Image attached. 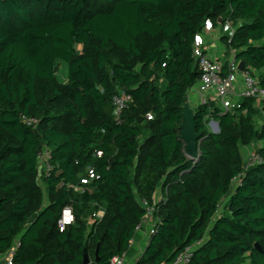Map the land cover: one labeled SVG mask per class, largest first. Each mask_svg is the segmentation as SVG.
<instances>
[{"label": "trees", "instance_id": "trees-1", "mask_svg": "<svg viewBox=\"0 0 264 264\" xmlns=\"http://www.w3.org/2000/svg\"><path fill=\"white\" fill-rule=\"evenodd\" d=\"M207 19L234 22L221 37L227 53L264 87V0H0V255L19 240L13 264H84L85 249L91 263L111 264L145 217L140 199L153 203L161 187L155 232L134 264H171L193 245L192 264H264L258 99L225 113L200 104L194 159L180 136L201 77L194 37ZM119 89L133 100L118 121ZM256 141L261 161L247 166L241 147ZM89 167L99 178L83 184ZM67 209L74 218L62 224Z\"/></svg>", "mask_w": 264, "mask_h": 264}, {"label": "built area", "instance_id": "built-area-1", "mask_svg": "<svg viewBox=\"0 0 264 264\" xmlns=\"http://www.w3.org/2000/svg\"><path fill=\"white\" fill-rule=\"evenodd\" d=\"M225 30L228 31L229 35L235 32V24L231 20H228L224 25ZM215 26L211 19L205 21L204 28L201 32L197 33L194 37L193 43V56L196 59L201 77L196 88L201 94L200 104L209 103V93L214 92L218 97L220 104L219 107L223 113L229 112L234 108L241 107V101L235 100L237 97H247L261 99L264 101V87L260 84L258 76L253 73V71L246 70L240 72L238 70V61L236 60L235 52L232 51L229 63V72L223 74V64L218 59L212 58L207 52L206 48L209 46V36L214 31ZM242 74V87L240 90L236 86V75ZM133 98L130 94L126 93L124 90L119 89L113 96V106L115 118L119 121L121 114L132 102ZM148 119H152L153 115L151 113L147 114ZM28 125H36L37 120L35 118L23 117ZM216 120L211 119L208 122V127L211 131H216ZM103 152L99 151L98 155L102 156ZM50 152L45 147L39 154V168L42 172H47L50 168L49 164ZM261 161V157L257 152L251 153L247 159V166L253 163ZM99 178V175L94 171L93 168L89 167L87 169V174L81 179L83 184L89 183L91 180ZM82 189V188H79ZM153 203H150L146 199H140V203L146 209L145 217L141 224L137 227V230L141 229L143 224L153 217L156 203L159 201L156 199L155 194L153 195ZM69 212L71 215V220H66L65 215L62 220V224L69 223L73 220L74 216L70 209L65 210L64 213ZM104 215V210L101 209L93 214L95 218H101ZM155 232V225L150 229L148 237ZM201 243H198L199 245ZM20 245L19 240L4 254L0 255V264H13L16 251ZM195 245L187 246L171 264H192ZM111 264H131L125 256H115L111 260Z\"/></svg>", "mask_w": 264, "mask_h": 264}, {"label": "crops", "instance_id": "crops-1", "mask_svg": "<svg viewBox=\"0 0 264 264\" xmlns=\"http://www.w3.org/2000/svg\"><path fill=\"white\" fill-rule=\"evenodd\" d=\"M224 34H229L225 28L221 27H215L214 31L209 36V46L206 48L207 52L212 58L218 59L222 63H225L230 58L229 53H227V46L225 42L221 39V37ZM242 74L236 75V86L237 89L240 90L242 87ZM200 98L201 94L196 88V85L193 86L188 91L187 95V102L190 104V106L196 110L197 107L200 105ZM242 100V97H237L235 100ZM209 100L219 106L220 101L218 97L215 95L214 92L209 93ZM256 107L258 109V114L255 116V121L258 127H261L264 125V101L261 99H258L256 102ZM263 145V141H256L249 145L243 146L241 148L242 155L244 159H247V157L251 154L256 152V149ZM155 197L157 200H160L162 198V188L159 187L157 191L155 192ZM156 220L154 217L147 220L141 229L137 230L128 250L124 254L125 258L131 263L134 264L137 259L142 255L143 251L145 250L147 246L148 241V234L150 229L155 225ZM249 264L250 261L248 260ZM93 264V263H91Z\"/></svg>", "mask_w": 264, "mask_h": 264}, {"label": "water", "instance_id": "water-1", "mask_svg": "<svg viewBox=\"0 0 264 264\" xmlns=\"http://www.w3.org/2000/svg\"><path fill=\"white\" fill-rule=\"evenodd\" d=\"M222 18L219 19V24H222ZM238 70L240 72L245 71V61L240 60L238 63ZM183 117L184 121L181 125V131H180V136L182 140L185 142V153L187 156L190 158L194 159L198 156V148L200 144V135L196 131V123H195V110L190 106V104L186 101L184 106H183ZM220 131V126L219 123L216 122V131L213 132H219ZM66 213H64L65 215ZM255 248L258 251H263L262 247L260 246L259 243L255 244ZM98 251H99V246L96 249V260L98 259ZM91 259L88 254V250L85 249V254H84V264H91Z\"/></svg>", "mask_w": 264, "mask_h": 264}, {"label": "rangeland", "instance_id": "rangeland-1", "mask_svg": "<svg viewBox=\"0 0 264 264\" xmlns=\"http://www.w3.org/2000/svg\"><path fill=\"white\" fill-rule=\"evenodd\" d=\"M57 79L61 84H65L68 81V66L65 62L59 61L56 68ZM242 148V147H241ZM243 264H249L246 260Z\"/></svg>", "mask_w": 264, "mask_h": 264}, {"label": "bare ground", "instance_id": "bare-ground-1", "mask_svg": "<svg viewBox=\"0 0 264 264\" xmlns=\"http://www.w3.org/2000/svg\"><path fill=\"white\" fill-rule=\"evenodd\" d=\"M65 219H66V220H71V215H70L69 212H66V214H65Z\"/></svg>", "mask_w": 264, "mask_h": 264}]
</instances>
